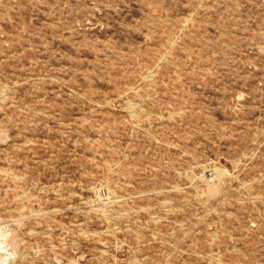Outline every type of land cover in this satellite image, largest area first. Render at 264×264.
Listing matches in <instances>:
<instances>
[{
	"label": "rangeland",
	"instance_id": "obj_1",
	"mask_svg": "<svg viewBox=\"0 0 264 264\" xmlns=\"http://www.w3.org/2000/svg\"><path fill=\"white\" fill-rule=\"evenodd\" d=\"M5 242L264 264V0H0Z\"/></svg>",
	"mask_w": 264,
	"mask_h": 264
},
{
	"label": "bare ground",
	"instance_id": "obj_2",
	"mask_svg": "<svg viewBox=\"0 0 264 264\" xmlns=\"http://www.w3.org/2000/svg\"><path fill=\"white\" fill-rule=\"evenodd\" d=\"M178 38H179V37H178ZM169 52H170V51H169ZM160 58H161V57H160ZM147 72H149V71H147ZM152 72H153V71H152ZM153 73H154V72H153ZM150 74H151V72H149L148 75H150ZM152 75H153V74H152ZM152 75H151V76H152ZM149 77H150V76H149ZM146 78H147V77H146ZM25 179H26V178H25ZM214 186H215V185H214ZM212 187H213V186H212ZM99 199H100V198H99ZM28 201H29V200H28ZM22 202H23V200H22ZM23 205H24V204H23ZM23 205H22V206H23ZM24 207H25V206H24ZM12 245L15 247V249H16V251H17V248H16L17 245H15V244H12ZM0 247H1V248H2V247H5V248H6V247H8V243L5 242V243L2 244V246L0 245ZM12 248H13V247H12ZM15 249H14V250H15ZM16 251H15V252H16ZM16 253H17V252H16ZM11 254L14 255L12 252H11ZM12 255H11V256H12ZM11 256H10L9 254L6 255V257H4V258H2V259L0 260V264H10V260H11V259H14V258H12L13 256H12V257H11ZM217 263H218V261H217Z\"/></svg>",
	"mask_w": 264,
	"mask_h": 264
}]
</instances>
